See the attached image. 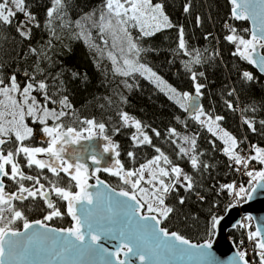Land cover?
Returning <instances> with one entry per match:
<instances>
[{"label":"snow or ice","instance_id":"1","mask_svg":"<svg viewBox=\"0 0 264 264\" xmlns=\"http://www.w3.org/2000/svg\"><path fill=\"white\" fill-rule=\"evenodd\" d=\"M70 2L71 0H50L43 26L48 30L51 38L46 46L40 49L29 48V52L37 57V61L33 72L25 73L27 82L21 86L15 74L9 76L7 82L0 76V96L7 101V104H4V101H0V104H4L6 109H11L8 112L0 111V264H14L16 257L24 256L30 251L37 256L41 254L49 256L48 264H51V261L66 260L70 256L93 255L104 257L107 264H133V261L129 259L130 256L137 258L140 264H171L173 260L184 259L196 260L203 264H216L211 252L206 251L213 248L211 240L202 244H193L179 232L161 227L176 211L173 206L166 203L171 194L182 188L186 193L197 195L201 201L204 197L196 191L197 185L193 176L185 173L179 165L169 159L160 147L153 144L152 137L145 131L147 126L142 125L141 121L129 116L126 112L118 113L122 122L121 127L131 126L135 129L130 136L133 147L151 146L158 154L141 164L139 168L126 169L119 159V145L107 134V126L104 122L94 118L73 120V123H78L80 127L64 122L66 117L70 119L75 117V110L68 96L63 94L66 91L62 79L63 70L52 74L40 66L43 60H51L48 52L55 47L53 40L60 39L56 29L71 33L72 37L77 40L84 39L86 44L101 53L103 50L99 45L90 41L91 29H96L97 35L105 45L109 43L106 37L110 36L112 38L111 48H116V42L119 40L121 42L120 58L118 59L112 51L107 53L112 61L114 74L124 77L131 76L135 72L141 75L147 74V77L152 79L161 91L167 88V92L170 93L168 98L174 99L185 112L191 109V118L200 125L206 126L213 136L223 141L225 147L222 151L237 166L236 171L243 169L244 174L250 178L248 188L243 184L238 187L235 183L220 185V189L226 190L237 203L241 200H251L258 188L264 189V183H262L264 182V147L252 144L249 154L241 155L242 141H238L235 136L220 127L218 121L223 119L222 116L213 118L204 111L202 105L194 103L191 93H180L177 89L166 85L151 68L139 62L140 54L147 51L140 46L139 40L174 27L169 16L165 14L162 3H153V0H103L98 14L97 11H89L72 20L68 17ZM230 3L232 5L231 15L234 19H252L254 23L250 39L236 34L235 28L229 29L231 34L227 35L225 40L235 45L232 55L239 56L248 64L255 66L264 75V55L257 51L258 47L264 49V0H230ZM254 5L260 6L258 13L253 9ZM183 10L187 13L189 5L186 4ZM20 14L23 19L17 20ZM257 17H259L258 29L255 26ZM197 21L199 22V17ZM4 26L14 28L21 38L30 40L33 28H41L42 24L29 10L25 0H0V28ZM129 26L138 29L139 35L133 37ZM124 45H126V50ZM178 49L183 50V54L190 57L184 62V67L193 81L195 97H201L203 95L201 89L205 85L197 81L198 76L202 77L204 73L192 70V65L202 62L201 53L198 50L189 51L187 49L183 27H180L178 31ZM215 55L218 53L210 58H215ZM69 71L72 79L81 78L80 73ZM38 76L43 78L38 79ZM242 77L249 82L255 79L248 71H244ZM84 79H86V74ZM49 80L52 82L51 85ZM124 83L131 88L126 81ZM50 87H54L55 91L50 93ZM34 92L42 96V101L33 95ZM234 92L235 89L228 94L231 96ZM121 100L127 103L126 98L121 97ZM109 103H111L110 99ZM49 104L57 107L50 108ZM227 107L233 109L232 103L228 102ZM9 116L10 119L7 118ZM26 117H31L36 123L43 125L41 130L49 138L46 147H32L24 143L33 136V128L25 122ZM49 120L53 122L51 126L48 124ZM259 123L261 127H264V120ZM244 124L252 132L257 131L252 120L245 119ZM168 131L170 136L179 135L175 129ZM118 132H120V127L113 129L114 134ZM152 132L155 136H160L156 129H152ZM97 137L106 143L103 145L102 152L97 153L93 149L89 158L93 165H100L105 154H108L110 163L103 168L95 167L90 175V169L84 162L83 153L75 149L69 152L65 145L93 141ZM181 139L183 144L188 146L176 145L177 155L180 158L187 157L191 167L197 172L211 167L200 159L203 153L197 151V141L194 136L185 135ZM172 143L175 144L176 141L173 140ZM8 144L13 147L6 149L4 146ZM21 156L27 168L37 170L36 175H28L22 170L17 159ZM40 156L47 158H38ZM127 156L135 161L134 151H128ZM253 162L261 167L252 168ZM45 169L51 176L44 174ZM101 171L117 177L123 185L128 186L127 190L122 188L119 193H115L114 199L112 196L108 197L110 215L107 216L95 215V209L98 207L102 194L99 191L96 193L89 191V188L104 185V182L96 175ZM93 177L96 179V185L88 183ZM5 178L16 185V191L7 192L5 190ZM42 180L47 182V186L41 182ZM25 181L32 182L31 187H26ZM253 182H255L254 185ZM104 187L106 188L107 185ZM73 188L77 191H73ZM53 196L57 198L55 201L52 199ZM120 197L126 199L121 200ZM29 198L32 201L39 199L48 210L42 220L30 222L23 211L13 203ZM185 199L184 196H180L178 204L183 205ZM58 201L65 202L66 215L74 221L71 227L55 229L49 228L46 223V221L62 218L65 215L57 206ZM113 205L119 212H113ZM235 206L236 204L229 205L230 208ZM120 213L122 217L117 220L116 216ZM222 219L223 217L216 215L211 216L209 227L213 233ZM246 219L251 221L253 218L247 216ZM16 221H23L24 232L12 227ZM34 226H38L36 230H33ZM237 226L248 227L243 222L234 225V227ZM48 233L63 234L60 238L63 242L58 248L56 238L52 239L51 249H43L39 246L43 240L50 238ZM102 236L116 241L113 251H109L100 243ZM19 238H23V247H21L22 241ZM247 239L253 242L254 256L258 258V264H264V232L257 227L254 231H248ZM240 243L242 244L243 241ZM32 245L35 247L30 248ZM121 253L124 259L120 258ZM236 256L239 264H255V260L249 258L246 250H238Z\"/></svg>","mask_w":264,"mask_h":264},{"label":"trees","instance_id":"2","mask_svg":"<svg viewBox=\"0 0 264 264\" xmlns=\"http://www.w3.org/2000/svg\"><path fill=\"white\" fill-rule=\"evenodd\" d=\"M25 3L42 24L41 28H33L32 38L24 40L14 28L9 26L0 28V76L7 82L8 77L15 74L21 86L27 82L25 73L31 74L37 61V57L29 52V48L40 49L46 46L51 38L48 30L43 26L50 0H25ZM153 3L164 5L165 14L169 16L174 27L157 32L152 37L141 38L140 46L147 51L140 54L139 62L159 74L177 91L195 94L190 73L184 67V62L190 57L184 55L183 50L178 49V31L180 27H183L187 49L198 50L201 53L202 62L192 65V70L204 73V76H198L197 81L205 85L201 89L203 95L199 97L204 111L213 118L222 116L223 119L218 121L219 125L235 136L238 141L243 142V138L246 137L250 142L264 147V127H261L259 123L264 120L263 77L239 56H233L235 45L225 40V37L231 34L230 28H235L236 34L245 39L249 38L247 21L236 20L231 16L230 0H153ZM186 4L189 5L187 13L183 10ZM102 5L103 0H71L68 17L75 20L89 11H97L98 14ZM21 19H23L22 14L17 16V20ZM56 30L60 39L53 40L55 47L48 52L51 60H43L40 66L52 74L63 70L62 79L66 86L63 94L68 96L75 110V117L71 119L66 117L64 122L75 127H80L78 123H73L76 119L94 118L104 122L107 126V134L119 145V159L126 169H134L158 154L151 146L133 147L130 136L135 129L131 126L121 127L122 122L118 113L126 112L129 116L141 121L142 125L147 126L145 131L152 137L153 144L160 147L185 173L193 176L197 185L196 191L204 197L201 201L197 195L186 193L182 188L171 194L166 203L173 206L176 211L162 224V227L168 228L169 231H177L192 242L209 240L213 235L209 227L211 216L218 217L230 205L231 197L226 190L220 189V185L233 183L235 179L234 162L224 155L223 144L210 134L205 126L188 116L174 99H169L168 95L146 76L139 72L128 77L114 74L113 64L107 53L112 51L118 59L120 58L121 42L119 40L116 42L117 47L111 48L110 36L106 37L109 43L105 45L97 35L96 29H91L90 41L99 45L103 50L101 53L86 44L84 39L77 40L67 31L59 28ZM129 31L133 37L139 35L138 29L131 26ZM124 47L126 50V45ZM215 53L218 55L210 58ZM262 53L264 54V49ZM120 63L122 64V60ZM69 70L80 73L81 78L72 79ZM244 71L251 72L255 79L250 82L244 80L242 77ZM85 74L86 79H84ZM125 81L131 85V88L126 86ZM48 82L52 84L51 80ZM233 89L235 92L230 96L228 93ZM54 91V87H50L49 92ZM35 94L39 100L43 99L42 96ZM121 97L126 98L127 103L122 102ZM228 102L232 103L234 110L227 107ZM49 107L57 106L49 104ZM244 109L247 111H243ZM245 119L255 123L256 132H252L244 124ZM48 123L53 122L49 120ZM116 127H120V132L114 134L113 129ZM152 129H156L160 136H155ZM169 129H175L179 135L170 136ZM185 135L196 138L197 151L203 153L200 159L211 165L207 170L197 172L191 167L187 157L180 158L177 155V144L188 146L183 144L181 139ZM173 140L176 141L175 144L172 143ZM25 144L42 145L35 135L25 141ZM4 147L7 149L13 145L8 144ZM128 151L135 152V161L127 156ZM18 162L26 174L36 175L35 168L29 169L25 166L23 156L18 157ZM257 167L260 168V165L257 164ZM44 174L51 176L46 169ZM98 175L117 189H128L117 177L103 171ZM4 182L7 192L16 191V185L12 181L5 178ZM41 182L47 186L46 181ZM24 183L26 187L32 184L30 181ZM248 187H250L249 184ZM72 190L75 191V188ZM180 196L186 198L183 205L177 202ZM52 199L55 201L57 198L53 196ZM13 203L23 211L29 221L42 220L48 211L39 199L32 201L29 198ZM57 206L65 215L46 223L58 228L71 227L73 221L66 215L65 202L58 201ZM22 226L23 221H16L12 225L14 229H20ZM243 236L242 227L237 226L228 231V237L233 242ZM252 256L255 264H258V258L254 256V252Z\"/></svg>","mask_w":264,"mask_h":264},{"label":"water","instance_id":"3","mask_svg":"<svg viewBox=\"0 0 264 264\" xmlns=\"http://www.w3.org/2000/svg\"><path fill=\"white\" fill-rule=\"evenodd\" d=\"M253 9L258 13L260 10L259 5L252 6ZM232 16V15H231ZM248 23L249 26V35L254 27V23L252 19L245 20ZM257 29L259 28V17H257L256 25ZM257 51L264 55L262 53V49L258 47ZM252 68L263 77V84H264V75H262L259 70L251 65ZM194 98V103H198L201 105L200 98L195 97V94H192ZM188 116H191V109H189L188 112H186ZM106 143L99 137H97L93 141H81L80 144L75 145H65V148L68 149L69 152H72L74 149L77 151H80L84 155V162L89 166L91 175V170H93L95 167H105L108 166L110 163V157L108 154H105L104 159L102 160V163L100 165H93L91 159L89 158L90 152L94 149L97 153L102 152L103 145ZM38 158H44L47 157L40 156ZM97 175V174H96ZM99 176V175H97ZM100 180L104 182V185H107L105 188L104 185H97L96 187L89 188L90 192L96 193L99 191L102 195L99 198L98 207L95 209V215L96 216H107L110 215L108 212V208L110 206V200L108 199L109 196H112L113 199L115 198V193H119V189L111 186L106 180L101 178L99 176ZM5 183V182H4ZM89 184L96 185V179L93 177L88 181ZM264 183V182H262ZM255 182L253 183V185ZM119 199L123 200L126 198L120 197ZM113 212H119L118 209L115 208L113 205ZM242 215H249L251 216L254 230L259 227L262 232H264V189H257L256 193H253V198L251 200H242L239 204H236L235 207H229L227 206L224 212L219 215L218 217H223V219L220 221V224L216 227L212 237L211 241L213 243V248L210 251L212 256L214 257V260L216 264H239L238 257L236 256L237 249L235 247L234 242L228 237V231L234 229V225H237L238 222L241 220ZM122 217V213L120 215L116 216V219L119 220ZM71 218V217H70ZM36 220H32L30 222H33ZM74 224V223H73ZM49 228H55V229H63L58 228L52 225H49ZM38 226H34L33 230H36ZM162 227V225H161ZM20 232H24L23 226L20 229H15ZM43 231V230H41ZM63 234L61 233H48V236L50 237L47 240H43L40 243V247L43 249H51L53 247L52 239L56 238V246L57 248L59 245L63 242L62 237ZM21 239V247H23V238ZM87 239V238H86ZM207 241V240H205ZM205 241L202 242H192L193 244H202ZM101 244H103L104 247L108 248L109 251H113L115 248L116 241L110 240L108 237L102 236ZM35 245L30 246V248H34ZM121 259H124L123 253L120 255ZM114 260V258H111ZM133 261V264H140V261L137 258L129 257ZM7 261V258H6ZM50 261V257L41 254L39 256L33 254L31 251L24 256H18L16 257V260L14 261V264H48ZM51 264H107V260L104 257L101 256H70L66 260L63 261H51ZM171 264H203V262H197L196 260H173L171 261Z\"/></svg>","mask_w":264,"mask_h":264},{"label":"rangeland","instance_id":"4","mask_svg":"<svg viewBox=\"0 0 264 264\" xmlns=\"http://www.w3.org/2000/svg\"><path fill=\"white\" fill-rule=\"evenodd\" d=\"M247 39H250V37L249 38H247ZM157 74V73H156ZM160 78H161V76L159 75V74H157ZM144 76H146L147 77V74H145ZM148 78V77H147ZM150 79V78H149ZM162 79V78H161ZM150 80H152V79H150ZM164 82H165V84L166 85H168V86H171L169 83H167L164 79H162ZM152 82H153V80H152ZM154 83V82H153ZM155 85H156V83H154ZM157 86V85H156ZM161 87H164V85H161ZM171 87H173V86H171ZM159 88V87H158ZM174 88V87H173ZM160 89V88H159ZM164 93H166L168 96L170 95V93H168L167 92V88H165V91H163ZM179 92V91H178ZM180 93H183V92H180ZM13 95H16V94H13ZM33 95H36L35 94V92L33 93ZM18 98V97H17ZM38 99V98H37ZM39 100V99H38ZM0 101H4V104H7V101L5 100V98L3 97V96H0ZM42 101V100H41ZM4 104H0V111H4V112H8V111H11V109L10 108H5L4 107ZM50 108H52V107H50ZM8 119H10L11 117L9 116V117H7ZM202 119H203V117H202ZM25 122L29 125V127H31V128H33V136L35 135L36 136V139L38 140V141H40V143H42V145H35V146H32V145H29V146H32V147H46L47 146V140L49 139L43 132H42V127H43V125H40V124H38V123H36L34 120H33V118H31V117H26V120H25ZM49 124V126H51L52 124H50V123H48ZM221 127V126H220ZM222 128V127H221ZM222 129H224V128H222ZM225 130V129H224ZM226 131V130H225ZM214 137H216V136H214ZM217 138V137H216ZM220 140V139H219ZM222 140H220V142H221ZM223 142V141H222ZM221 142V143H222ZM25 143V142H24ZM223 144V143H222ZM253 144V143H252ZM225 146H224V144H223V148H224ZM18 159V158H17ZM152 159V158H151ZM151 159H149V160H151ZM147 162V161H146ZM145 162V163H146ZM234 166H236L235 164H234ZM260 167H261V165H260ZM137 168H139V166L137 167ZM258 168V167H257ZM259 169V168H258ZM96 174H98V173H96ZM240 176V173H238L237 174V171H236V167H235V178H236V176ZM146 177H147V174H146ZM249 180H250V178L248 177L247 179H242V177H239V178H237V180L236 179H234V181H233V183H237V186L239 187L241 184H243L246 188H247V186H248V184H249ZM29 187H31V186H29ZM128 187V186H127ZM75 191H77V189H75ZM231 197V199H230V205L231 204H239L241 201H239L238 203H237V201L234 199V197H232V196H230ZM53 198V197H52ZM247 216H249V215H242L241 216V220H240V222H243L244 224H246V225H248V227H244L243 229H244V236L242 237V238H239V239H237V241L236 242H234L235 243V247H236V249H240V247H242L241 248V250H246V248H247V242H249L248 240H247V233H248V231H254V225H253V222H252V220L251 221H248L247 219H246V217ZM74 223V222H73ZM211 239V238H210ZM209 239V240H210ZM241 241H243V243L241 244L240 242ZM251 249V253H253L254 252V248L253 247H251L250 248ZM249 258L250 259H253V257L252 256H249Z\"/></svg>","mask_w":264,"mask_h":264},{"label":"built area","instance_id":"5","mask_svg":"<svg viewBox=\"0 0 264 264\" xmlns=\"http://www.w3.org/2000/svg\"><path fill=\"white\" fill-rule=\"evenodd\" d=\"M252 145V143H250L248 140H245L244 144L241 146V149H243V151H241V155H248L249 152H250V146ZM237 151H240V149H238ZM237 167V166H235ZM252 168H254V164L252 163L251 165ZM240 173V176H236V178H239V177H242V179H247L248 176H246L244 174V170L241 169V171H237V174ZM248 240V239H247ZM249 241V240H248ZM247 244V248H246V251L248 252L249 256H252V253H251V247H253V242L249 241L246 243ZM242 247H240V249L238 250H241Z\"/></svg>","mask_w":264,"mask_h":264},{"label":"crops","instance_id":"6","mask_svg":"<svg viewBox=\"0 0 264 264\" xmlns=\"http://www.w3.org/2000/svg\"><path fill=\"white\" fill-rule=\"evenodd\" d=\"M206 127V126H205ZM207 128V127H206ZM212 134V133H211ZM222 142V141H221ZM223 143V142H222ZM224 144V143H223ZM225 146V145H224Z\"/></svg>","mask_w":264,"mask_h":264}]
</instances>
